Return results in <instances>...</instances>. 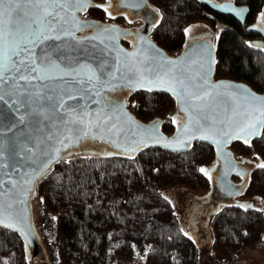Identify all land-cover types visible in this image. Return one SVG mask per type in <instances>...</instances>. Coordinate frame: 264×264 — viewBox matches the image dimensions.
Segmentation results:
<instances>
[{
    "label": "water",
    "instance_id": "obj_1",
    "mask_svg": "<svg viewBox=\"0 0 264 264\" xmlns=\"http://www.w3.org/2000/svg\"><path fill=\"white\" fill-rule=\"evenodd\" d=\"M198 2L216 14L232 17L242 26L251 13L248 7L234 2ZM93 4L91 0H82L81 4L67 0L63 9H55L58 15L49 17L52 24L44 26L43 34L53 38L38 42L31 53L24 52L14 58L34 57V66L48 68L39 73L43 79L30 82L19 79L22 74L29 75L25 70L26 60L20 72L13 68L0 80V95L4 96L0 101V143L3 144L0 211L16 225L15 228L1 227L17 233L24 240L29 257L42 264H48L50 257L33 221L30 201L40 180L68 151L87 141L106 145L110 152L128 157L146 148L179 154L194 143L214 147L217 164L211 192L216 202L228 205L242 194L240 189L244 190L253 168L246 161L238 162L230 148L235 141L250 142L259 138L264 130L258 135L238 137L246 122L264 121L260 111L264 110V95L241 82L214 80L216 48L212 36L187 40L180 55L171 57L151 39L147 17L154 15L158 24L160 16L150 7L149 0H121L123 7L136 9L146 20L140 29L143 34L133 39L132 48L128 49L123 40L133 38L131 30L81 18ZM32 11L40 14L37 9ZM217 27L228 30L221 22ZM87 31L91 33L83 35ZM247 31L258 33V25L248 27ZM260 32L264 34L263 30ZM73 68L81 70L75 79L65 74ZM88 69L94 70L99 79L87 81ZM31 76L36 77L37 73ZM153 78L159 82H153L151 90L140 86ZM171 88H175L176 94ZM116 91L171 95L182 117L175 133L165 134L160 120L143 123L136 119L128 109L126 98L113 100L112 94ZM69 94L75 98L67 99ZM60 98L64 103L58 108ZM185 124L186 131L182 130ZM83 132L88 135L84 136ZM78 136L81 138L77 139ZM168 141L176 143L167 146ZM28 148L32 151H27ZM235 178L242 183H235Z\"/></svg>",
    "mask_w": 264,
    "mask_h": 264
},
{
    "label": "trees",
    "instance_id": "obj_2",
    "mask_svg": "<svg viewBox=\"0 0 264 264\" xmlns=\"http://www.w3.org/2000/svg\"><path fill=\"white\" fill-rule=\"evenodd\" d=\"M91 1L94 4L83 18L131 25L130 19L109 14L108 0ZM233 1L249 8L247 25L257 19L256 9L264 8V0ZM149 5L160 16L151 39L168 54L182 51L190 25L216 29L221 22L228 30L216 29L214 80L241 82L264 95V51L249 44L252 34L247 25L212 12L198 0H149ZM127 95L118 93L122 99ZM128 98V109L136 119L160 120L165 134L175 133L182 117L171 95L137 91ZM88 144L95 148L87 141L68 151L37 185L36 228L48 250V264H132L141 259L145 264H198L199 237L182 231L172 204L160 192L176 186L210 192L212 178L201 169L211 166L212 175L217 164L215 148L194 143L179 154L146 148L128 157L109 149L101 154L89 152ZM230 150L253 167L244 190L240 189L242 198L264 199V165L255 162L257 158L264 162V130L250 142L235 141ZM212 230L214 259L234 261L243 251L263 243L264 212L235 201L216 210ZM30 260L24 240L0 226V264H30Z\"/></svg>",
    "mask_w": 264,
    "mask_h": 264
},
{
    "label": "snow or ice",
    "instance_id": "obj_3",
    "mask_svg": "<svg viewBox=\"0 0 264 264\" xmlns=\"http://www.w3.org/2000/svg\"><path fill=\"white\" fill-rule=\"evenodd\" d=\"M67 0H0V80L5 79V72L11 71L13 68L17 71H21V66H25L26 60L27 65L25 70L29 73V75H21L19 79L25 80L26 82H30L31 79L39 78L43 79L44 77L40 76L39 73L41 71H48L47 67L38 68L35 65V58L28 59L20 58L21 54L24 52L31 53L32 47L35 46L38 42H42L43 40L52 39L53 37H48L43 34V29L45 25H51L52 20L49 17H54L58 15L55 12L57 7L63 9L64 3ZM75 4H81L82 0H72ZM111 0H109V3ZM33 9L39 10V15L33 13ZM107 11V8L104 9ZM58 38V37H56ZM169 64H175L176 61H168ZM54 67H59L58 65H54ZM119 71V69H117ZM36 72L37 76L32 77L31 73ZM81 70L79 68H73L67 71L66 75H72L73 78L79 76ZM91 73V74H88ZM88 73H85V77L87 81H92L94 79H99L96 77L94 70L88 69ZM63 78V77H60ZM113 79H116L113 77ZM141 80H143V74L141 73ZM153 82H159L156 78H153V81H149L148 83H141V87H145L148 90H151V85ZM178 83L183 84V81L178 80ZM175 93V88L169 89ZM247 91V90H245ZM254 95V94H252ZM71 94L67 96V99H74ZM51 99V97H49ZM197 99H202V97L197 96ZM4 100V96L0 95V101ZM64 99L60 98V102L57 104V107H63ZM72 107V106H70ZM122 107V105L120 106ZM261 111V116H264V110ZM175 119V118H173ZM23 120V117H21ZM264 129V121L257 120L255 123L246 122L240 128V133H238V137L244 134L248 136L258 135L260 130ZM182 130H188V125L185 124L182 126ZM84 136H87V132H83ZM81 137H77L79 139ZM202 138H207L202 137ZM65 139H69V137H65ZM63 143V141H61ZM176 143V141H168L166 142L167 146H171ZM3 148V144L0 143V149ZM27 151L31 152L32 149L28 148ZM59 152V149H57ZM3 158V152L0 151V159ZM46 166V164L44 165ZM3 167V165H0ZM201 171H204L201 169ZM0 226L15 228V223L11 220V218H5L3 216L2 211H0Z\"/></svg>",
    "mask_w": 264,
    "mask_h": 264
},
{
    "label": "rangeland",
    "instance_id": "obj_4",
    "mask_svg": "<svg viewBox=\"0 0 264 264\" xmlns=\"http://www.w3.org/2000/svg\"><path fill=\"white\" fill-rule=\"evenodd\" d=\"M217 2H232L233 0H214ZM85 21H90L81 16ZM260 20L264 23V12L261 13ZM105 25H111L113 23L106 22ZM115 25V24H114ZM122 28H129L130 25L125 24L121 26ZM187 39H202L207 36H213L216 34V31L205 24H194L190 25L187 28ZM212 37V38H213ZM171 57H175V54H168ZM129 95V94H128ZM128 95L126 100L128 101ZM89 152L101 154L107 150L100 146H95L92 148L85 146ZM92 148V149H91ZM235 159L242 163L245 162V159L235 157ZM256 164L263 166L264 162L261 159L255 160ZM203 174L211 176L213 180L216 179V174L213 171L211 175V166L203 167ZM212 188V187H211ZM161 195L167 199L173 207L174 215L178 221V224L182 231L187 235H198L199 242L201 243L198 257V264H264V241L263 243L255 248H250L243 251L240 255L236 257L234 261L231 262H217L210 250V245L213 241L214 235L212 230V221L215 215V212L220 207H223L224 204L216 202L213 192H197L191 188L184 186H176L171 189L161 190ZM236 201L245 202L253 205L256 209L264 212V199L260 197H253L250 199H244L241 195L237 196ZM31 211L33 215V221L35 225L37 224L38 216L40 214V206L37 200V197L34 196L31 201ZM202 235H201V233ZM30 264H42L39 261L30 260ZM132 264H145L144 260H138Z\"/></svg>",
    "mask_w": 264,
    "mask_h": 264
},
{
    "label": "flooded vegetation",
    "instance_id": "obj_5",
    "mask_svg": "<svg viewBox=\"0 0 264 264\" xmlns=\"http://www.w3.org/2000/svg\"><path fill=\"white\" fill-rule=\"evenodd\" d=\"M232 2H234V1H232ZM107 8L109 10V14H112L115 17L116 16H122V17H126L128 20L130 19L129 20V22L131 23L130 27L129 28H123V29L131 30L132 32H134V36H133V38L128 37V39L123 40V44L128 49H131L132 48L133 39H135L137 37H140L143 34V31L140 30V29H142L144 27V25L146 24V20H145L144 16L141 13H139L136 9H133V8H130V7H123L121 5V0H111L110 3H109V0H108ZM262 12H264V8L256 9L257 19L254 20L251 24L247 25V22H248V18H247L246 24H245V26L247 25L246 29H248V27H250V26H252L254 24L258 25V33H251L252 34V38L249 40V44L252 45V43H256L258 46H255V45H253V46L255 48L260 49V51H264V34H262V32H260V30H263V33H264V23L260 20ZM113 24L118 25L116 23H113ZM154 26H156V17L154 15H149L147 17V27L148 28L151 27V31H152ZM245 26H243V27H245ZM216 29H218L219 31H222V30H220L217 27V24H216ZM216 29H214V30L216 31ZM90 33H91V31H87L83 35H87V34H90ZM217 34H218V32L216 31V34H213L214 37L212 36L215 39V41H216ZM180 53H178L176 56H179ZM112 98L115 101H119V96H118L117 91L112 94ZM93 146L94 147L95 146H100V147H103V148L105 147V148L109 149L108 146H106V145H99V144H96V143H93ZM235 179H238V178H235ZM234 182L237 183V184H240L242 181L240 180V182H236L234 180ZM201 235H202V233H201ZM196 236H198V235H196Z\"/></svg>",
    "mask_w": 264,
    "mask_h": 264
}]
</instances>
